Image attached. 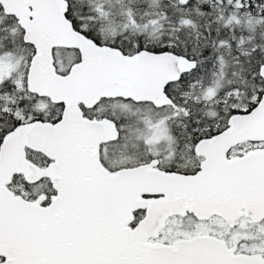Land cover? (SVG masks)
<instances>
[{
  "label": "snow or ice",
  "instance_id": "snow-or-ice-1",
  "mask_svg": "<svg viewBox=\"0 0 264 264\" xmlns=\"http://www.w3.org/2000/svg\"><path fill=\"white\" fill-rule=\"evenodd\" d=\"M0 264H264V0H0Z\"/></svg>",
  "mask_w": 264,
  "mask_h": 264
}]
</instances>
